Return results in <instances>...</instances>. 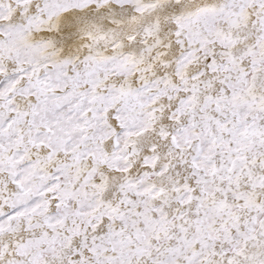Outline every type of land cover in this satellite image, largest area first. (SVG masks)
<instances>
[{
    "label": "snow or ice",
    "instance_id": "snow-or-ice-1",
    "mask_svg": "<svg viewBox=\"0 0 264 264\" xmlns=\"http://www.w3.org/2000/svg\"><path fill=\"white\" fill-rule=\"evenodd\" d=\"M0 264H264V0H0Z\"/></svg>",
    "mask_w": 264,
    "mask_h": 264
}]
</instances>
